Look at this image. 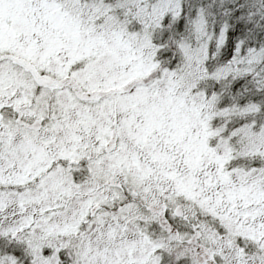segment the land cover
Returning <instances> with one entry per match:
<instances>
[{
  "label": "snow or ice",
  "instance_id": "obj_1",
  "mask_svg": "<svg viewBox=\"0 0 264 264\" xmlns=\"http://www.w3.org/2000/svg\"><path fill=\"white\" fill-rule=\"evenodd\" d=\"M0 264H264V0H0Z\"/></svg>",
  "mask_w": 264,
  "mask_h": 264
}]
</instances>
